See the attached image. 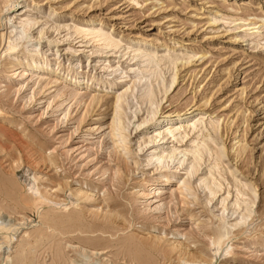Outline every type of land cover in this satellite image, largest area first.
Segmentation results:
<instances>
[{"label": "rangeland", "instance_id": "rangeland-1", "mask_svg": "<svg viewBox=\"0 0 264 264\" xmlns=\"http://www.w3.org/2000/svg\"><path fill=\"white\" fill-rule=\"evenodd\" d=\"M9 1L0 264H264V0Z\"/></svg>", "mask_w": 264, "mask_h": 264}, {"label": "bare ground", "instance_id": "bare-ground-1", "mask_svg": "<svg viewBox=\"0 0 264 264\" xmlns=\"http://www.w3.org/2000/svg\"><path fill=\"white\" fill-rule=\"evenodd\" d=\"M15 1L14 0H12V1H9L8 2V5H7V7L9 8L10 7V3H11V5H13V3H14ZM31 66H35V65H32V64H30ZM37 66V65H36ZM173 82V80L171 81V83ZM76 91V90H75ZM75 94H74V97L76 96H78V94H80V93H78V92H74ZM72 97H73V94H72ZM73 97V98H74ZM122 97V96H121ZM120 97V98H121ZM85 98V97H84ZM120 98H118L117 99V101H116V103H115V118L117 117V118H119L118 117V110H119V108H120V105H119V103H120ZM95 99V98H94ZM158 110V109H157ZM157 110L156 109H154V110H152L150 113H149V119L150 118H153L155 115H156V113H157ZM178 115V114H177ZM121 116V115H120ZM120 119V118H119ZM118 120V119H117ZM116 128H121L120 126H122V123L119 121H116V119H115V121H114V124H113ZM124 127V126H123ZM122 127V128H123ZM122 128H121V130H122ZM115 132V131H114ZM120 132V131H119ZM120 134H123L122 132L120 133ZM164 154V153H163ZM156 155V154H155ZM176 155V154H175ZM197 155V154H196ZM196 155H195V159H196ZM157 156H158V158H161L162 159V157L164 156V155H162V153L159 151L158 153H157ZM156 156V157H157ZM167 156V155H166ZM169 157H167V158H165V159H168V160H170V161H172L173 160V158H175L174 157V155L173 154H171V155H168ZM198 156V155H197ZM199 157V156H198ZM197 157V158H198ZM194 159V158H193ZM199 160V159H198ZM193 162V161H192ZM194 162H196V161H194ZM191 164V163H190ZM193 164H196L195 165V167H198V165L199 164H197V163H193ZM194 166V165H193ZM190 167H191V165H190ZM192 168V167H191ZM190 171H192V170H190ZM189 171V172H190ZM208 174V173H207ZM206 177V176H205ZM208 178V177H207ZM205 179V178H204ZM170 180V177H166L165 178V181H169ZM207 180H209V179H207ZM202 181H203V179H202ZM147 183V182H146ZM150 183V182H149ZM204 183V182H203ZM33 184V183H32ZM150 184H153L152 182L150 183ZM185 184V183H184ZM183 183H181V181L179 180V181H177V188L179 189V191L181 190V189H183L184 188V186H186V185H184ZM212 184V183H211ZM35 185V184H34ZM34 185H30V189H34V191L33 192H36V193H38V189L36 190V186H34ZM208 185V184H207ZM213 186V185H212ZM238 186V185H237ZM149 187V186H148ZM153 187V186H152ZM214 187V186H213ZM213 187H212V190H213ZM38 188V187H37ZM191 188H192V186H191ZM205 188V187H204ZM154 189V188H153ZM193 189V188H192ZM78 191H80V192H82L81 190H78ZM182 191V190H181ZM79 192V193H80ZM213 192H214V190H213ZM35 193V194H36ZM152 194V193H151ZM149 196V195H148ZM43 197V196H42ZM42 197H40V198H42ZM44 198V197H43ZM209 198H211V197H209ZM41 200V199H40ZM45 201V200H44ZM253 202L255 201V196H254V198H253V200H252ZM39 203V202H38ZM254 204V203H253ZM34 205H36V202H35V204ZM250 207V206H249ZM1 208V207H0ZM36 208V207H35ZM238 209V208H237ZM236 209V210H237ZM246 213V212H245ZM248 213V212H247ZM246 213V214H247ZM242 215H244V214H242ZM58 218H60V217H58ZM62 218V217H61ZM242 218H244V216L242 217ZM20 223V222H19ZM64 223H65V220H63V219H61L60 220V225H64ZM58 224H59V222H58ZM57 224V226H59ZM65 228V227H64ZM20 228H19V224H15V223H12L11 224V222H9V223H7V220L5 219V220H3V218L0 216V233L2 234V235H4L3 237H4V241L3 242H1L0 241V249L2 248V245L4 244V243H6V244H10L11 242H12V240L14 239V237H15V233L19 230ZM59 229V228H58ZM61 229V228H60ZM71 231V230H70ZM69 232V231H68ZM222 235V234H221ZM219 236V235H218ZM2 237V238H3ZM220 238V239H219ZM225 239V238H224ZM221 236L220 237H218V239H217V241H215V242H213L214 243V246L216 247V251L217 250H221V248L222 247H224V244H226L225 243V240H224ZM3 240V239H2ZM84 251H86V249L84 250ZM89 252V251H88ZM82 255V257H89V253H84V254H81ZM58 257V256H57ZM56 257V258H57ZM58 259L60 260V255H59V257H58ZM99 262V261H98Z\"/></svg>", "mask_w": 264, "mask_h": 264}]
</instances>
